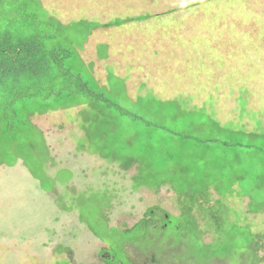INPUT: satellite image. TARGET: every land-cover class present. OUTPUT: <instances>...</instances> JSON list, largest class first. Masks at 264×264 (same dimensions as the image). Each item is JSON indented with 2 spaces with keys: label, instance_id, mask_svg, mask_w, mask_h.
I'll list each match as a JSON object with an SVG mask.
<instances>
[{
  "label": "rangeland",
  "instance_id": "374dc122",
  "mask_svg": "<svg viewBox=\"0 0 264 264\" xmlns=\"http://www.w3.org/2000/svg\"><path fill=\"white\" fill-rule=\"evenodd\" d=\"M41 14H58L68 24L80 17L102 23L148 15L91 34L87 54L95 42L99 54L107 52L106 45L111 51L109 65L103 67L108 62L102 61L101 71H96L111 78L105 82L108 87L122 88L115 79L118 71L132 87L127 100H158L160 108L170 112L214 109L222 122L247 129H255L257 119L264 122V0H0V31H12L16 44L36 37L34 15ZM50 31L46 44L64 46V28L62 35ZM74 36L78 44L82 34ZM17 85L22 87L21 82ZM244 88L247 103L241 117L239 96ZM54 102L29 101L25 108L37 110ZM95 112L82 106L32 116L50 146L52 160L46 171L54 176L63 167L64 175H73L71 181L45 189L21 161L0 164V264H106L99 249L108 243L94 236L89 225L99 230H106L107 222L129 227L153 206L178 215L180 202L173 190L133 189L134 169L124 171L95 152L90 141ZM82 144L88 145L81 149ZM159 149L154 142L153 150L144 154L157 166L167 148ZM226 202L245 212L246 199L230 197ZM248 218L254 228H264L263 215Z\"/></svg>",
  "mask_w": 264,
  "mask_h": 264
},
{
  "label": "trees",
  "instance_id": "16d2710c",
  "mask_svg": "<svg viewBox=\"0 0 264 264\" xmlns=\"http://www.w3.org/2000/svg\"><path fill=\"white\" fill-rule=\"evenodd\" d=\"M34 16L36 37L16 44L12 31H0V164L14 166L21 161L45 189L58 181H71L73 175H64L63 167L54 176L46 171L52 160L50 146L32 116L50 109L94 108L97 124L90 141L95 152L124 171L134 169L133 189L145 186L157 192L167 186L180 202L178 215L153 206L129 227L107 222L106 230H99L89 225L94 236L108 243L99 249L106 264H264V228H254L248 221L249 215L264 216L263 120L257 119L255 129H247L222 122L214 109L212 113L204 107L170 112L162 110L158 100H151L155 105L127 100L125 87L101 86L94 63L84 61L78 48H83L95 28L148 15L102 23L82 18L64 25L46 14ZM63 28L64 46L47 45L50 29L62 35ZM78 33L82 37L76 44ZM100 56L109 58L108 49ZM246 94V88L240 91L241 117L246 112ZM120 97L128 104L120 103ZM51 99L55 102L41 109L25 108L29 101ZM154 142L159 150L167 148L160 166L153 165L150 154L144 155L153 150ZM230 197L246 199L245 212L229 207ZM111 205L110 201L107 209Z\"/></svg>",
  "mask_w": 264,
  "mask_h": 264
},
{
  "label": "crops",
  "instance_id": "0c3cea01",
  "mask_svg": "<svg viewBox=\"0 0 264 264\" xmlns=\"http://www.w3.org/2000/svg\"><path fill=\"white\" fill-rule=\"evenodd\" d=\"M43 7H45V6L43 5ZM45 8H47V7H45ZM48 18L56 19V20H58L61 23H62V20H63L62 18H60L61 20L59 19V15L58 14L53 15V17H52V15H51V17L48 16ZM82 18H85V19H88L89 20V17H80L79 19H82ZM63 21H64V23H68V19L67 20H63ZM69 21H71V20H69ZM98 29H100V28H95V29H93L91 31V33L88 35V38H87L86 42L83 44V48L81 50H80V48H78V50H79V52H80V54H81V56H82V58H83L84 61L85 60L87 62L92 61L94 63V74H95L96 78L100 81L101 86H104V85H106L105 82L108 81L107 73L106 74H100V75H98V74H96V71H101L99 69V66L100 65H98V64H101L102 61L108 62V60H109L110 57L109 58H104V57L102 58L100 56V54L98 53L97 48H96L98 42H95V44L93 45V47L91 46V52H89L88 54L86 53V50H87V42H90L91 34H93V32L97 31ZM107 47H108V53H109V56H110L111 55V51H110L108 45H107ZM105 65H109V62L107 64H104L103 67H105ZM116 74L118 76H120V77H125L126 76V75H123V76L120 75L118 73V71L116 72ZM122 79H125V78H118L119 81L122 80ZM127 80L128 79L126 78L125 79V82L122 85V88L123 89H124V87H125V89L127 88L128 89V92H129L130 89L132 90V87L129 85V82ZM106 86L108 87V85H106ZM77 107H80V106H76L74 108H77Z\"/></svg>",
  "mask_w": 264,
  "mask_h": 264
}]
</instances>
